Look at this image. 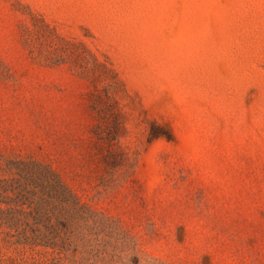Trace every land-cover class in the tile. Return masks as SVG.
<instances>
[{"label":"rangeland","instance_id":"1","mask_svg":"<svg viewBox=\"0 0 264 264\" xmlns=\"http://www.w3.org/2000/svg\"><path fill=\"white\" fill-rule=\"evenodd\" d=\"M0 264H264V0H0Z\"/></svg>","mask_w":264,"mask_h":264},{"label":"trees","instance_id":"2","mask_svg":"<svg viewBox=\"0 0 264 264\" xmlns=\"http://www.w3.org/2000/svg\"><path fill=\"white\" fill-rule=\"evenodd\" d=\"M51 174L53 176L52 183H51L52 190L55 194L54 196L56 197V199H58L60 201V203L63 205L62 207H64V208L66 207L65 203L67 201H69V199H73L76 204H79L81 201L79 195L76 194L73 191V189L64 181L62 176L53 169H51ZM59 204H56L55 207H57V206L59 207ZM41 208H42V206H40L38 208V211H40ZM65 215H66L65 211H64V213H61L60 215H58V218H59V216L61 217L58 219V224H63L66 226H67V224H69L70 218H69V216L67 217ZM19 220L17 218H15L14 216H11V218H10L11 225H17L19 223ZM52 227L55 228L56 230H58V228H59V226L56 223L52 224ZM57 237H58L57 233L52 231V234H50V235L41 236V235L36 234V236H33V237L26 236L25 239L30 240V241L31 240L35 241L36 243H41V241H44V244L53 245L54 243L57 242Z\"/></svg>","mask_w":264,"mask_h":264}]
</instances>
